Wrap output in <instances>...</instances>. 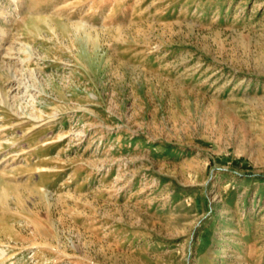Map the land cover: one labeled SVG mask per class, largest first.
<instances>
[{"label":"rangeland","instance_id":"rangeland-1","mask_svg":"<svg viewBox=\"0 0 264 264\" xmlns=\"http://www.w3.org/2000/svg\"><path fill=\"white\" fill-rule=\"evenodd\" d=\"M0 264H264V0H0Z\"/></svg>","mask_w":264,"mask_h":264}]
</instances>
